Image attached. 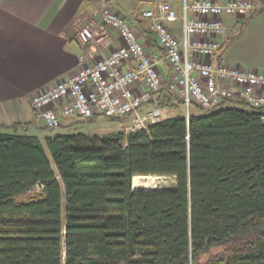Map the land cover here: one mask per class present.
Listing matches in <instances>:
<instances>
[{"label": "trees", "instance_id": "trees-1", "mask_svg": "<svg viewBox=\"0 0 264 264\" xmlns=\"http://www.w3.org/2000/svg\"><path fill=\"white\" fill-rule=\"evenodd\" d=\"M152 104L173 115L103 137L0 125V264H264V108ZM144 177L175 184L135 190Z\"/></svg>", "mask_w": 264, "mask_h": 264}, {"label": "built area", "instance_id": "built-area-1", "mask_svg": "<svg viewBox=\"0 0 264 264\" xmlns=\"http://www.w3.org/2000/svg\"><path fill=\"white\" fill-rule=\"evenodd\" d=\"M255 10L249 2L201 1L184 5L178 17L170 4H157L142 12L161 51L150 53L128 19L105 5L99 21L77 31L83 51L79 69L31 99L35 120L55 130L62 126V118L87 123L105 115L128 118L126 132L147 130L164 119L165 109L152 104L164 89L182 101L187 121L193 107L209 112L233 99L264 108V73L216 60L225 32L223 17L247 18ZM179 19L181 39L168 26ZM109 31L117 35V44ZM261 120L264 123V115Z\"/></svg>", "mask_w": 264, "mask_h": 264}, {"label": "crops", "instance_id": "crops-1", "mask_svg": "<svg viewBox=\"0 0 264 264\" xmlns=\"http://www.w3.org/2000/svg\"><path fill=\"white\" fill-rule=\"evenodd\" d=\"M201 1L225 4L231 0H0V125L37 122L31 99L79 69L83 51L77 41V31L99 21L105 5L124 13L148 52L160 53L148 30L150 23L143 19L142 12L168 3L181 17L184 5ZM236 1L259 7L264 0ZM222 21L225 32L224 49L218 54V57L223 54L221 63L264 73V11L248 21L228 16ZM168 26L181 39L182 21L179 19ZM108 33L113 44H117V35ZM167 74L168 71L164 73L165 78ZM100 117L103 116H96L94 120ZM73 119L62 118L61 127H71Z\"/></svg>", "mask_w": 264, "mask_h": 264}, {"label": "rangeland", "instance_id": "rangeland-1", "mask_svg": "<svg viewBox=\"0 0 264 264\" xmlns=\"http://www.w3.org/2000/svg\"><path fill=\"white\" fill-rule=\"evenodd\" d=\"M118 14L125 17L124 13H118ZM238 105L239 104L237 102H227L225 105L222 106V108L236 107ZM191 112L195 114L205 113L194 107L191 108ZM172 115L173 113L165 110L164 118H168ZM129 123H130L129 119L123 121L122 124L117 123V122H112L110 121V117L103 115V117H100L99 119L93 120L91 122L89 121L87 123L81 122V120L75 118L73 119V125L71 127H61L55 130H45L41 126L40 122H36L29 128L28 134L37 136L43 142L45 141V138L47 137H55V136L64 135V134H83V135H87L90 137H93V136L103 137L113 131H116V132L126 131V127L129 125ZM0 131L4 132L2 130ZM46 154L48 158L50 159L52 166L54 167L51 154L47 149H46ZM174 184H175V180L173 178L144 177V178H136L134 182V189L135 190H140V189L164 190V189H169L173 187ZM39 193H40L39 191L34 189L26 193L25 195L21 196L19 200H25L26 198L35 196L36 194H39ZM64 212H65V193L63 191L62 192V213L64 214ZM220 250L221 249H216L214 252H218Z\"/></svg>", "mask_w": 264, "mask_h": 264}, {"label": "water", "instance_id": "water-1", "mask_svg": "<svg viewBox=\"0 0 264 264\" xmlns=\"http://www.w3.org/2000/svg\"><path fill=\"white\" fill-rule=\"evenodd\" d=\"M105 2H109L110 0H104ZM39 186H41V185H39Z\"/></svg>", "mask_w": 264, "mask_h": 264}]
</instances>
